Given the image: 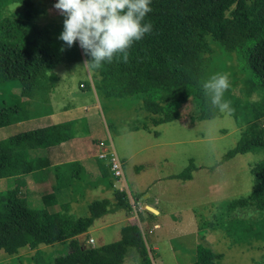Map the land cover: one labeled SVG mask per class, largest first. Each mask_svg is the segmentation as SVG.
<instances>
[{"label": "rangeland", "instance_id": "1", "mask_svg": "<svg viewBox=\"0 0 264 264\" xmlns=\"http://www.w3.org/2000/svg\"><path fill=\"white\" fill-rule=\"evenodd\" d=\"M9 2L20 4V7L14 13L9 12L10 3L2 2L0 21L9 20L22 25L21 45L31 48L35 44L49 42L61 54L62 61L74 63L76 101L72 102L100 107V116L109 127L115 153L123 164L126 182L117 183V189L123 190L128 200L134 201L136 196L148 194L149 199L144 202L152 204L155 199L160 201L159 208L168 213L166 220L173 218L171 214L174 212L180 213L176 216L179 224L175 229L163 226L152 233H148V227L152 228L154 219L138 220V226L148 237L149 248L155 245L158 248L157 251L150 248L152 264H181V255L176 253L183 251L186 241L190 242V226L195 236L189 247L193 255L197 246H202L215 254L212 264H264V185L256 187L251 172L264 159V150L235 155L222 161L242 135L264 123V91L253 88L249 71L242 68L240 55L226 51L219 43L207 38L210 51L202 56L200 65L204 80L215 73L229 75L231 88L225 93V99L235 109L231 117L213 109V118L189 124L188 117L200 111L199 102L190 98L182 106L178 120L154 126L151 122L153 115L142 108V96L95 98L91 89L84 92L76 85V82L87 85L88 77L76 43L68 48L59 39L65 17L54 8L58 0ZM62 47L65 49L63 52ZM0 102V107L20 103L21 112L28 115L49 110V105L44 102L34 103L32 99L22 97L16 81L0 85ZM136 126L138 130L134 128ZM144 126L150 132H145L142 129ZM190 161L195 166L190 181L170 178L183 172ZM138 167L141 169L136 171ZM84 180L86 185L87 179ZM85 185L82 181L71 184L76 201L73 206L77 207H72L70 212L75 218L88 216V205L92 201L110 196L104 189L102 193L100 188L94 192L90 191L93 185ZM4 192L0 193V198ZM29 206L43 210L40 206ZM191 211L192 218L189 217ZM117 216L114 213L105 215L96 220L92 228L111 224ZM156 221L162 225L161 218ZM118 227L113 224L100 230L103 240L113 242V232H118ZM78 239L83 248H88L89 237ZM67 252L66 243L40 245L35 249L25 247L15 255L1 252L0 264H35L36 258L48 261L54 255ZM124 264L139 263L138 259L129 256Z\"/></svg>", "mask_w": 264, "mask_h": 264}, {"label": "trees", "instance_id": "2", "mask_svg": "<svg viewBox=\"0 0 264 264\" xmlns=\"http://www.w3.org/2000/svg\"><path fill=\"white\" fill-rule=\"evenodd\" d=\"M150 6L153 11L145 22L150 21L153 30L132 46L128 62L114 60L105 63L99 72L91 71L103 97L142 96V108L153 115L154 126L178 120L190 98L199 102L200 111L188 117L189 124L213 118L209 99L200 86L204 80L202 56L210 51L207 38L239 54L253 88L264 91V0H152ZM21 27L18 22L0 21V85L16 81L22 97L33 99L55 79L49 71L63 59L49 42L31 48L21 45ZM79 48L83 59L91 61ZM21 113L18 104L0 107V128L18 121ZM76 123L69 121L0 140V178L7 179L0 198V253L15 255L25 247L66 243V254L54 255L48 261L36 258L35 264H124L129 256L138 259L139 264H152L146 236L137 224L123 226L120 239L110 244L83 248L78 240L103 216L119 210L129 214L131 207L123 190L114 191L111 200L91 202L88 217L76 219L65 211L49 213L32 208L19 195L14 185L16 176L41 168L27 165L29 153L72 139ZM255 150H264V123L242 135L222 161ZM99 162L110 173L104 162ZM194 170L190 161L183 172L171 178L189 181ZM251 172L256 187L264 185V159ZM215 258L210 249L197 246L193 264H212Z\"/></svg>", "mask_w": 264, "mask_h": 264}, {"label": "crops", "instance_id": "3", "mask_svg": "<svg viewBox=\"0 0 264 264\" xmlns=\"http://www.w3.org/2000/svg\"><path fill=\"white\" fill-rule=\"evenodd\" d=\"M76 45L84 65L85 60L83 59L78 42H76ZM73 64L74 63H65L64 61L58 63L52 71L55 79L43 88L40 95L32 99L34 103L40 104L44 102V104L49 105V110L42 113H34L32 115L22 114L15 123L0 128V140H3L35 129L69 121L77 122L74 129L75 136L72 139L45 149L30 152L27 158V165L31 166L32 164V166H40L41 168L24 175L16 176V182L14 184L18 188L19 195L26 200L28 205L40 206L49 213L65 211L66 214L71 217H73V215L70 211H72V207H75L73 205L76 203L73 195L75 192L74 189L71 188V184L74 181H82L85 185L84 178L87 179V183L84 187L93 185L94 188L90 191L97 192L100 188L101 193L104 189L107 192L106 194L110 195L105 199L109 200L113 198L114 191H119L116 184L120 181L126 182L124 176L121 179L115 180L108 171L101 168V164L97 158V154L102 148V146H100L101 143L111 146L114 151L115 149L112 145L109 127L105 123L103 117L100 116V107L96 104H88L86 106L73 103L76 101L75 85H73L75 84V80L73 79ZM86 74L89 83L86 85L84 82H76V85L84 90V92L87 89H91L95 98H97V96L103 97L96 88L97 79L93 76L91 71L87 69ZM17 104L19 108H21L22 105L20 103ZM4 105L5 104L1 107H4ZM134 128L138 130L137 126ZM142 129L145 132H150L149 128L146 126L142 127ZM73 163H75V165L70 166V164ZM139 169H141V167L135 168L136 171ZM6 187L7 179L0 178V193L4 192ZM148 199V194L136 196L134 201L138 203V208L135 215H133L131 211L129 214L121 210L115 211L114 214H118V216L115 217L111 224L92 228L96 222L94 221L90 230L86 234L80 235L78 238L91 237L94 240V246L110 244L120 239V231L123 226L126 224L138 225V220L140 221V219L142 221L154 219L152 228L150 226L148 227V233H152L153 230H159L163 226H170L172 229H175L179 224V222L176 221V216H180V213L174 212V214H171L173 218L166 220V214L168 213L159 208L158 205L160 201L158 202V200L155 199L152 204L151 202H144V200ZM186 212L185 215L188 214V211ZM192 216L193 212L191 211L189 217L192 218ZM157 218H161L160 222L162 225L156 221ZM191 218L189 219L190 224ZM113 224L119 226L118 232H113L115 237L113 242L107 243L103 240L100 230ZM190 227V242L188 243L186 241V247L183 251L176 253V255H181L179 260L181 264H193L195 261V254L193 255L192 250L189 248L192 246V241L195 240L192 226ZM98 235H100L99 240ZM192 236L194 237L192 238ZM146 238L148 239L147 236ZM150 248H152L153 251H157L158 249L156 245L150 246Z\"/></svg>", "mask_w": 264, "mask_h": 264}, {"label": "clouds", "instance_id": "4", "mask_svg": "<svg viewBox=\"0 0 264 264\" xmlns=\"http://www.w3.org/2000/svg\"><path fill=\"white\" fill-rule=\"evenodd\" d=\"M152 0H58L54 8L65 17L59 39L71 48L77 41L91 61L84 68L99 72L105 63L114 60L127 63L130 49L153 30L152 23L145 22L153 11ZM20 4L10 3L9 12H15ZM65 51L62 47L61 52ZM49 75L52 72L49 71ZM210 107L225 117H231L235 109L225 99L231 88L227 73H215L200 82Z\"/></svg>", "mask_w": 264, "mask_h": 264}, {"label": "built area", "instance_id": "5", "mask_svg": "<svg viewBox=\"0 0 264 264\" xmlns=\"http://www.w3.org/2000/svg\"><path fill=\"white\" fill-rule=\"evenodd\" d=\"M102 148L97 154V158L104 162V165L108 168L110 171L113 179H121L123 177V171H122V162L116 155L115 151L111 148V146L104 145L101 143ZM131 212L133 215L136 214L137 211V203L133 200H129ZM88 248L94 247V240L89 237L87 240Z\"/></svg>", "mask_w": 264, "mask_h": 264}]
</instances>
